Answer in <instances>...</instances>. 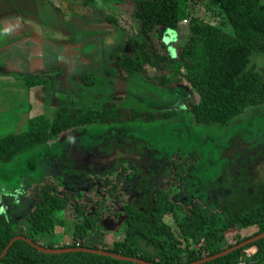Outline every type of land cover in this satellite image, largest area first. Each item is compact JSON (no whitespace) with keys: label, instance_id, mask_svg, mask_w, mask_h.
<instances>
[{"label":"trees","instance_id":"1","mask_svg":"<svg viewBox=\"0 0 264 264\" xmlns=\"http://www.w3.org/2000/svg\"><path fill=\"white\" fill-rule=\"evenodd\" d=\"M126 1L138 34H126V47L110 52L107 77L130 79L149 92L178 93L194 127L202 129L226 128L249 108L264 106V66L253 60L264 53V0H216L232 33L192 16L189 0ZM97 15L101 12L83 11L89 20ZM104 21L117 23V18L107 12ZM182 21L189 22L187 40L171 56L160 48L157 30L177 31ZM150 70L156 74L150 76ZM73 79L84 86L96 83L86 72ZM47 83L39 75L25 78L28 87ZM125 98L64 104L52 118L29 117L24 130L0 134V162L77 127L136 119L153 123L173 115L121 103ZM135 146L114 140L100 151L111 158L105 157L104 165L78 168L67 158L38 177H25L23 188L0 192V255L10 244L0 264H264V174L257 178L249 167L257 159L264 162V131L257 126L232 130L217 146V175L194 194L188 189L189 171L203 168L204 153L177 149L154 169L142 157L147 148L141 153ZM67 209L76 219L71 241L55 242L67 228L60 214ZM110 233L112 242L99 246Z\"/></svg>","mask_w":264,"mask_h":264},{"label":"rangeland","instance_id":"2","mask_svg":"<svg viewBox=\"0 0 264 264\" xmlns=\"http://www.w3.org/2000/svg\"><path fill=\"white\" fill-rule=\"evenodd\" d=\"M51 2L53 10L48 21H45V29L48 34L52 31L59 32V36H62L60 45L55 46L49 42L41 44L37 41L34 44L36 50L33 55L37 59L33 58L29 63L26 57H23L17 67L13 66L16 61L13 46L12 50L7 49L0 58V134L24 130L31 116L44 114L52 118L61 105L99 104L116 95L126 96L121 103L126 102L145 109L163 108L172 111L173 115L169 119L153 123L136 119L127 123L77 127L65 134L52 135L44 144L21 153L13 161L0 162V192L10 194L23 188L25 177H38L48 166L64 165L67 158H70L73 161L71 164L78 168L98 166L99 162L104 165L105 157L111 159L103 155L104 148L107 149L114 140L120 139L124 142L129 140L136 145L135 151L140 150L141 153L146 147V153H142V157L146 159L145 162L150 163L148 167L154 169V166L162 165L167 156L177 149L184 151L196 149L204 153L203 168L189 171L188 189L194 194L203 190L208 181L217 175L219 167L217 146L227 139L232 130L257 126L264 131L263 105L249 108L226 128L202 129L194 127L191 114L184 108L185 101L178 93L149 92L147 86L133 83L134 81L130 79L107 77L104 74V66L108 62L110 52L126 47V34L134 36L138 34V21L131 16L130 2L126 0H51ZM84 7L100 11L101 15H97L95 21L86 19L83 16ZM188 7L192 16L232 33L231 25L216 0H189ZM107 12L116 16L117 23L104 21ZM188 31L187 21H182L177 31L159 28L157 41L160 48L167 54L175 56L176 48L186 42ZM253 60L264 66V53L255 55ZM22 61H26V64L25 62L22 64ZM10 67L12 69H9ZM84 72L94 77L96 81L94 85L84 86L73 79L74 74ZM155 74V70H150V76ZM33 75L47 78L48 83L28 87L25 78ZM121 154L123 153L120 150L116 151V155ZM249 167L251 175L255 173L257 178L264 174V162L261 159L252 162ZM60 214L64 217L67 228L63 235H55L53 240L60 243L70 242L71 227L76 220L74 212L67 209ZM167 219L171 220L168 217ZM21 229L19 227V231ZM116 235L120 237L121 233ZM114 238L115 234H105L97 244L109 245ZM252 251L254 248L247 249L248 253Z\"/></svg>","mask_w":264,"mask_h":264},{"label":"crops","instance_id":"3","mask_svg":"<svg viewBox=\"0 0 264 264\" xmlns=\"http://www.w3.org/2000/svg\"><path fill=\"white\" fill-rule=\"evenodd\" d=\"M52 5L51 0H0V58L7 49L12 50L13 46L16 52L13 66L17 67L23 57L29 63L33 58L37 59L33 56L37 41L41 44L49 42L55 46L60 45L62 36H59V32L48 34L45 29V21H48L53 10ZM23 62L26 64V61Z\"/></svg>","mask_w":264,"mask_h":264},{"label":"water","instance_id":"4","mask_svg":"<svg viewBox=\"0 0 264 264\" xmlns=\"http://www.w3.org/2000/svg\"><path fill=\"white\" fill-rule=\"evenodd\" d=\"M262 235H264V233L261 234L260 236H262ZM14 239H15V238H13V240H14ZM254 239H256V238H252V239H250V240H247L246 242H242V243L239 244V245H243V244H245V243H247V242L253 241ZM13 240H12V241H13ZM9 245H10V244H9ZM9 245H8V246H9ZM8 246L4 249V251L2 252V254L0 255V257L3 256V255L6 253V251H7V249H8ZM40 249L43 250V251H48V252H60V251L76 250V249H78V248L45 249V248L40 247ZM97 252H102V251H97ZM118 257L123 258V257H121V256H118Z\"/></svg>","mask_w":264,"mask_h":264},{"label":"clouds","instance_id":"5","mask_svg":"<svg viewBox=\"0 0 264 264\" xmlns=\"http://www.w3.org/2000/svg\"><path fill=\"white\" fill-rule=\"evenodd\" d=\"M4 211V209L3 208H0V212H3Z\"/></svg>","mask_w":264,"mask_h":264}]
</instances>
